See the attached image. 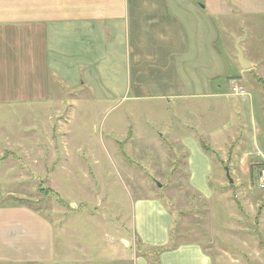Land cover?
<instances>
[{"label":"rangeland","instance_id":"rangeland-1","mask_svg":"<svg viewBox=\"0 0 264 264\" xmlns=\"http://www.w3.org/2000/svg\"><path fill=\"white\" fill-rule=\"evenodd\" d=\"M155 1L161 4L163 0ZM195 1L201 2H166L178 5ZM224 23L219 20L217 31L211 25L215 36L217 32L223 35ZM175 27L180 37L187 29ZM126 33L117 27L108 36L100 58L99 80L89 83L78 103L66 107L0 106V204L23 201L25 207L33 208L56 231L55 262L34 264H134L135 243L139 240L133 231V204L146 197L162 199L173 211L177 243L199 242L218 258L219 264H264V190L258 174L264 166V117L252 120V127L249 122L250 128L245 120L242 129L235 127L228 135L222 130L213 139L218 141L216 146L208 142L218 156L213 155L215 169L212 185L209 184L212 198L201 197L188 184L183 149L162 128L163 118H168L161 117L164 104L156 105L157 100L152 99L135 102L131 98ZM256 37L261 55L264 42ZM198 39L196 49L202 53L203 43ZM187 44L186 41L180 53L188 56L192 51L185 48ZM222 46L224 41L218 49ZM192 57L180 71L173 66L158 77L163 70L154 71L151 78L160 82L158 90L150 86L154 94L169 95L181 90L180 79L187 72L200 77L197 69L202 70L203 59L196 68L199 60L194 54ZM149 67L161 69L160 65ZM93 70L91 66L90 71ZM168 78L175 87L162 86V79ZM201 78L208 89L221 85L228 92L227 77H220L215 85L204 72ZM245 86L247 96L253 93L264 98L260 83L249 82ZM188 90L185 88L182 93ZM19 127L26 131L24 137L20 135L24 140L19 141L25 142V151L13 154L7 145L11 140L18 141L13 134ZM228 140L230 144L222 147L220 143ZM256 140L260 154L254 148ZM227 169L233 183L227 177ZM122 240L128 241L129 246Z\"/></svg>","mask_w":264,"mask_h":264},{"label":"crops","instance_id":"crops-1","mask_svg":"<svg viewBox=\"0 0 264 264\" xmlns=\"http://www.w3.org/2000/svg\"><path fill=\"white\" fill-rule=\"evenodd\" d=\"M153 1L151 4L149 0H0V106L66 107L78 103L83 90L99 80L106 39L119 27L128 35L130 52L126 57L132 73L131 98L135 102L152 99L157 100L156 105L164 104L161 117L168 118H163L162 128L177 139L184 153L188 152L185 160L188 184L210 200L215 159L202 150L199 141L208 146L212 141L216 146L218 141L213 139L222 130L228 135L235 127L242 129L243 121L250 128L249 122L252 127V120L264 117L263 96L252 93L240 97L229 93L232 80L238 79L245 89L249 82L258 83L257 77L264 81V53L260 55L256 37L264 42V0H201L178 5L167 0L161 4ZM219 20H225V31L215 36L212 27L217 31ZM176 25L187 28L181 37ZM196 38L203 43L202 53L196 49ZM237 40H241L244 57L252 65L248 71L236 57ZM186 41L189 44L185 48L199 60L196 68L203 59L202 70L197 69L200 77L187 72L180 79L181 90L169 95L154 94L150 86L155 90L160 86L157 78H151L154 71L163 70L157 77L173 66L180 71L181 67H187L188 58H193L192 54L188 57L180 53ZM223 41L224 46L218 49ZM149 65H160L161 69ZM91 66L95 70L97 67V74L90 71ZM202 72L214 85L220 77H227L228 92L221 85L208 89L202 81ZM140 78L145 80L139 81ZM161 84L167 89L175 87L169 78L162 79ZM185 88H189L188 92L182 93ZM218 123L222 124L220 128ZM25 133V128L20 127L14 131L18 141L11 140L7 150L24 153L25 142L19 141L24 140ZM228 143L229 140L220 144L227 147ZM254 148H258L254 152L262 153L257 140ZM173 224V211L162 199L146 197L134 202L133 231L143 244L169 245ZM56 240L54 226L33 208L20 201L0 204V263H53ZM176 244L175 249L161 254V264H219L218 258L199 242ZM134 255V264H147L136 252Z\"/></svg>","mask_w":264,"mask_h":264},{"label":"trees","instance_id":"trees-1","mask_svg":"<svg viewBox=\"0 0 264 264\" xmlns=\"http://www.w3.org/2000/svg\"><path fill=\"white\" fill-rule=\"evenodd\" d=\"M257 81H258V83H260L262 85L263 90H264V81L261 78H259V77H257ZM199 144H200V147L202 148V150L205 153H207V154L209 153L211 155H215V157L217 158L218 154L216 152H214V150H212V148L210 146L206 145L202 140L199 141ZM231 154H232V152H231ZM185 156L187 158V156H188V152L187 151L185 153ZM262 168H264V166ZM262 168H259L260 169L259 173L262 171ZM253 172L254 171H252V173ZM22 202L23 201H20V204H22ZM136 238H137V236H136ZM137 239L139 241L137 243H135L136 255L138 257H143L147 261V264H161L160 263L161 254L163 252L173 250V249H175L177 247L176 237H175L174 233L172 234V238H171L170 244L165 246V247H151V246H147V245L143 244L140 241L139 238H137Z\"/></svg>","mask_w":264,"mask_h":264},{"label":"water","instance_id":"water-1","mask_svg":"<svg viewBox=\"0 0 264 264\" xmlns=\"http://www.w3.org/2000/svg\"><path fill=\"white\" fill-rule=\"evenodd\" d=\"M240 44H241V40H237L236 41V45H235V49L237 51L236 57H237L239 63L241 64V66L243 67V69L245 71H248V70H250L252 68V65H250V63L245 59L244 53H243V50H242ZM226 173H227V177H228L230 183H233V180L230 177V173H229L228 169L226 170ZM158 185H159V187H161V184H158ZM122 242L126 246H129V242L128 241L122 240Z\"/></svg>","mask_w":264,"mask_h":264},{"label":"built area","instance_id":"built-area-1","mask_svg":"<svg viewBox=\"0 0 264 264\" xmlns=\"http://www.w3.org/2000/svg\"><path fill=\"white\" fill-rule=\"evenodd\" d=\"M231 86H232L231 88L232 95L240 96V97L247 96V90L235 80L231 81ZM260 181H261V187H263V190H264V185L262 184L264 183V169L260 173Z\"/></svg>","mask_w":264,"mask_h":264}]
</instances>
